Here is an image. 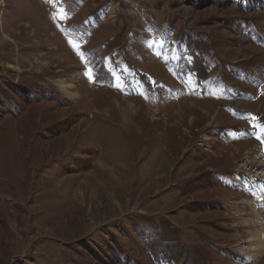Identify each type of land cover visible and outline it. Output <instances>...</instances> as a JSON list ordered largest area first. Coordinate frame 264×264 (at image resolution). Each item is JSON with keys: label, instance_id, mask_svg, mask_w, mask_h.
<instances>
[{"label": "rangeland", "instance_id": "rangeland-1", "mask_svg": "<svg viewBox=\"0 0 264 264\" xmlns=\"http://www.w3.org/2000/svg\"><path fill=\"white\" fill-rule=\"evenodd\" d=\"M259 173L264 0H0V264H264Z\"/></svg>", "mask_w": 264, "mask_h": 264}, {"label": "bare ground", "instance_id": "bare-ground-1", "mask_svg": "<svg viewBox=\"0 0 264 264\" xmlns=\"http://www.w3.org/2000/svg\"><path fill=\"white\" fill-rule=\"evenodd\" d=\"M171 50V49H170ZM65 91V90H64ZM128 104V103H127ZM126 109V108H125ZM121 110V109H120ZM136 110V109H135ZM135 110H133V111H135ZM209 110V109H208ZM210 111V110H209ZM125 112V111H124ZM184 113V112H183ZM120 116V115H119ZM124 116V115H123ZM152 117V116H151ZM52 118V117H51ZM127 131V130H126ZM130 138V137H129ZM152 140V139H151ZM146 143V142H145ZM157 143V142H156ZM242 153V152H241ZM261 177H264V173H259L258 174V178H261ZM253 206V205H252ZM254 242L255 243H253L252 244V247H251V249H250V252H257V251H259L260 250V247L262 246V243H263V241H262V237H261V235H257L256 234V236L254 237Z\"/></svg>", "mask_w": 264, "mask_h": 264}, {"label": "snow or ice", "instance_id": "snow-or-ice-1", "mask_svg": "<svg viewBox=\"0 0 264 264\" xmlns=\"http://www.w3.org/2000/svg\"><path fill=\"white\" fill-rule=\"evenodd\" d=\"M68 43H69V44H72V47H73V48H77V49L79 48V45H77V44H73L71 40H69ZM81 59H83V57H81ZM87 74H88V78H89V80H90V81H94V77L91 75V70H90V69L88 70V73H87Z\"/></svg>", "mask_w": 264, "mask_h": 264}, {"label": "crops", "instance_id": "crops-1", "mask_svg": "<svg viewBox=\"0 0 264 264\" xmlns=\"http://www.w3.org/2000/svg\"><path fill=\"white\" fill-rule=\"evenodd\" d=\"M183 58V57H182ZM180 59V58H179ZM186 60V57L184 58V59H181L180 61H179V66H178V70L180 69V68H183V70H184V68L185 67H181V65L183 64L182 62H184ZM187 70V69H186ZM193 72H195V71H193ZM196 73V72H195ZM190 74H192V72L190 73ZM190 85L193 87V88H190V89H194L195 87H194V84L192 83V82H190Z\"/></svg>", "mask_w": 264, "mask_h": 264}, {"label": "built area", "instance_id": "built-area-1", "mask_svg": "<svg viewBox=\"0 0 264 264\" xmlns=\"http://www.w3.org/2000/svg\"><path fill=\"white\" fill-rule=\"evenodd\" d=\"M163 37H165V36H163Z\"/></svg>", "mask_w": 264, "mask_h": 264}]
</instances>
